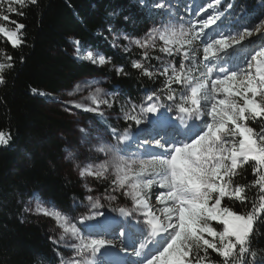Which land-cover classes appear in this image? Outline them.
Masks as SVG:
<instances>
[{
  "label": "snow or ice",
  "instance_id": "snow-or-ice-1",
  "mask_svg": "<svg viewBox=\"0 0 264 264\" xmlns=\"http://www.w3.org/2000/svg\"><path fill=\"white\" fill-rule=\"evenodd\" d=\"M218 4L219 0H211L202 6L196 13L199 19L191 21L187 29L182 22L170 21L151 28L142 39L130 41L142 50L131 67L149 79L162 77L163 88L147 94L139 112L132 106L124 113V119L140 125L142 114L157 113L164 107L163 96L171 102L166 111H171L172 106L176 109V120L167 117L171 131L161 135L155 128L141 129L146 135L140 145L143 153L129 154L127 131L120 133L112 127L110 135L116 143L100 142L95 147L105 159L98 164H86L79 172L81 177L98 180L111 177L110 200H116L117 193L131 198L130 209H118L130 219L115 227L125 229L121 236H126L129 228H139L143 242L135 255L143 256L140 264H264L255 260L256 253L249 246L257 224L264 223V45L259 50L246 51L242 43L253 35L264 37V19L237 34L207 32L220 19L218 13L209 12ZM28 5L37 6L38 0H0V38L13 50L26 44V26L12 17H23V9ZM154 7L162 9L165 4L158 2ZM231 7L229 4L228 8ZM108 30L112 31L111 26ZM70 39L77 59L96 67L111 63L110 57L99 52L89 50L83 54L81 41ZM196 41L202 45L200 57L193 46ZM157 48L168 58L181 59L177 64L165 63L161 56H153ZM124 50L129 49L126 46ZM238 51L246 52L245 66L235 63ZM153 60L161 61L163 66L153 70ZM15 64L13 55L6 49L0 50V84L6 83L5 69L12 70ZM115 73L127 75L123 66L115 67ZM95 84H77L75 92L92 89L86 97L88 102L66 101V111L79 109L103 119L104 109L112 108L115 100L108 99V93L94 87ZM32 92L43 95L35 88ZM72 95L68 92L69 97ZM158 120L159 117L149 119L148 123L155 125ZM10 139V134L0 131V145H8ZM68 158H74V153L70 151ZM248 170L253 177L250 182L234 183L236 177H243ZM250 189L258 190L254 200L249 199ZM87 199L92 209H99V199ZM153 199L156 206L151 203ZM228 201H239L247 211L233 210L226 206ZM36 211L54 218L63 229L58 239L50 237L53 245L63 244L74 253L67 259L60 256V264H97L93 259L96 254L113 243L92 238L91 233L83 235L60 211L42 206H37ZM99 217L104 214L95 211L80 216L79 223L89 229L104 228L109 218ZM212 254L220 259H213Z\"/></svg>",
  "mask_w": 264,
  "mask_h": 264
},
{
  "label": "trees",
  "instance_id": "trees-1",
  "mask_svg": "<svg viewBox=\"0 0 264 264\" xmlns=\"http://www.w3.org/2000/svg\"><path fill=\"white\" fill-rule=\"evenodd\" d=\"M154 5V0H38L37 6L23 9V17L13 15V19L26 26L23 30L26 44L13 50L0 38V50L6 49L16 59L12 70L5 69L6 83L0 84V131L11 136L8 145H0V264H60V256L65 258L63 249L53 245L48 233L21 220L18 196L35 189L70 208L85 202L86 194L76 180L56 172L45 158L33 156L34 163L27 160L23 150L25 135L45 126L43 101H52L53 95L71 88L83 77L103 78L118 103L127 104L130 109L135 106L138 111L147 94L163 88L162 77L149 79L131 67L142 51L112 47L111 33L140 37L164 21L163 11ZM218 8L221 26L238 32L264 18V0H222ZM70 38L81 41V50L96 49L110 57V66L96 67L74 57ZM161 55L173 64L180 60ZM151 63L153 70L162 67L160 61ZM114 66H123L127 75L117 76ZM33 88L43 95L33 93ZM161 103L166 109L171 104L163 96ZM171 113L175 115L176 109L171 108ZM93 118L109 135L112 127L120 133H133L137 129L134 123L102 119L98 115ZM252 126H256L254 122ZM252 179L248 170L243 177H236L234 183L247 184ZM110 185L111 180L101 182L99 188L102 192L109 191ZM248 195L254 200L258 190L250 189ZM226 206L240 213L247 211L239 201H228ZM215 227L222 230L219 225ZM249 246L256 253L255 260L264 261V223L257 224ZM212 258L220 259L215 254Z\"/></svg>",
  "mask_w": 264,
  "mask_h": 264
},
{
  "label": "rangeland",
  "instance_id": "rangeland-1",
  "mask_svg": "<svg viewBox=\"0 0 264 264\" xmlns=\"http://www.w3.org/2000/svg\"><path fill=\"white\" fill-rule=\"evenodd\" d=\"M221 1L222 0H219V4L221 3ZM158 2L165 4V7L161 9L164 13V21L153 26L152 28L160 27L162 24H167L171 21L172 23L182 22L183 27L187 29L191 27V21L199 19V17L196 15L199 9L207 3L211 2V0H154V4ZM219 4L216 5L213 9H210L209 12L218 13L220 19L216 22V24L211 25L210 29H206L205 31L215 33L217 32V30H219L223 31L226 34L239 33L238 31H234L231 28L221 26L222 14L218 8ZM262 31H264V29H262ZM145 35L146 34L140 37H134L122 32L111 33V37L113 38L114 43L117 44V48H120L122 51H125L124 49L126 46L129 49L128 51L138 49L137 46L134 43H130V41L135 39H142ZM125 36L129 37V39H124ZM263 40L264 37L253 35L242 43L246 51H253L259 50V47L263 45ZM249 41H252L253 43L249 44ZM193 46L197 49V57H200L202 54V45L199 41H196L194 42ZM138 50L142 51L141 49ZM87 51L88 50L86 49L81 50L83 54H86ZM91 51L99 52L100 54H102L99 50L96 49H91ZM156 53L161 56L163 62H169L165 57L161 55L162 53L158 52V48L157 50H154L152 54ZM74 57L76 56L74 55ZM178 58L181 59L180 57ZM246 58V52L238 51L235 63L240 66H245ZM160 63L162 62L160 61ZM109 66L110 63L105 65V67ZM92 81L96 82L94 87H100L105 93H108V99L115 100L112 108L104 109V118L112 119L117 122H128L135 124L134 121L124 119V113L126 111H130L131 109L127 106V104L117 102V100L107 87V81L100 77H83L76 81L71 88L61 91L58 95H53L52 101H43L42 109L46 116V124L43 127L32 129L25 135V147L23 149L26 153L25 157L27 160H30L31 163H34L36 160L35 158L34 160L32 159L33 156H36L37 159L40 157L45 158L48 165L52 167L56 172L68 178H72L76 180L78 184H80V186L84 190V193L86 194V200L83 203L77 204L75 207L67 208L57 204L55 201L47 197L39 190L28 189L18 196V204L21 213L20 217L23 222L34 224L48 233L51 238L58 239L63 234V229L56 223L54 218L45 216L37 212L36 208L37 206H42L43 208L52 211H60L63 215L67 216L72 223H75L77 227L81 229L83 235L88 236L89 233H91L92 238L111 240L114 243L118 244L116 245V247L119 250L122 244L121 241H123L120 240L119 236L120 233H122L121 228H124L115 227V234H113V230L108 234L105 231H109L112 226H115L119 223L118 221L120 219L114 217L121 215L118 211L119 208L124 207L130 209L132 207L131 198L122 196L117 193V199L110 200L108 197L109 194H111L112 189L105 192H102L100 190V183L111 180V177L108 179L98 180L94 177H81L79 175V172L84 165L89 163L98 164L105 159L103 154L95 151L96 145H98L100 142L114 144V141L111 139L108 132L102 128L101 124H99L93 118V115L96 114L83 112L79 109H73L70 113L69 111H66L64 106L65 102L70 100L85 103L88 102L86 100V97L90 95L92 89H86L81 92H75L74 89L77 84L83 85L84 82ZM68 92H73V95L69 97ZM177 95H179V89L177 91ZM171 108L173 111H175L174 106H172ZM166 110L167 109L163 107L158 110L156 115L152 113L142 114L143 123H141L140 125L135 124L137 126L136 132H127L130 137L131 143L129 154L137 153V151L143 153V148L140 147V145L145 141L146 135L144 132L140 131L141 129L147 128L148 130H152L155 128V130L159 131L161 135H163L165 131H171V129L163 128L164 126L162 125V119H167V117L170 116L169 111ZM137 112L139 111L137 110ZM157 117H159V120L155 125L148 123L149 119H155ZM80 129H84L85 132L82 133ZM177 138L179 139V137ZM70 151L74 153V158L72 159L68 158V153ZM89 188L91 189V191H88ZM88 196H92L94 200H100L99 209L91 208V202L87 199ZM151 203L156 206V202L154 199L151 201ZM95 211L102 212L104 214V217H108L112 222H108L104 228H95L94 231L93 229L85 228L79 223L80 216L88 215ZM104 217H99V219H104ZM126 218L127 217H125V219ZM91 223H94V221ZM103 229L105 231H103V234H101L100 231ZM130 229L133 231L131 235L132 241H128V239H125V243L130 242V248L135 252L132 254V259L129 260V264H140L143 257L138 259L135 253L140 250L139 245L141 242H143V238L141 237L140 231H137L135 228ZM117 231L118 233H116ZM105 234H107L108 236ZM65 239H68V237L66 236ZM60 247L63 249V253L66 259L70 258L74 254L71 249L66 248L63 244H61ZM103 255L104 259L100 261V264H108L107 260H110L112 258H110L107 254L103 253Z\"/></svg>",
  "mask_w": 264,
  "mask_h": 264
},
{
  "label": "bare ground",
  "instance_id": "bare-ground-1",
  "mask_svg": "<svg viewBox=\"0 0 264 264\" xmlns=\"http://www.w3.org/2000/svg\"><path fill=\"white\" fill-rule=\"evenodd\" d=\"M152 114L156 115L157 113H152ZM169 114H170L169 117H171V115H172L171 111H169ZM171 118L174 119V120H176V114L175 115H172ZM162 121H163L162 125L164 126L163 128H168L169 129V127H168V120L166 118H163ZM114 217L115 218H119L120 219L119 221H121V220H123L125 218L122 215H120V216H114ZM108 222L110 223L112 221H110V219H109ZM135 223H136V221H133V224H135ZM113 228H115V226H112V228L109 231H105L103 229V230L100 231V233L103 234V231H105L108 234L110 231L113 230ZM135 229L137 231H140L139 228H135ZM93 231H94V229H93ZM107 234H105V235H107ZM119 238H120V240H123V241H121L122 244L120 246V249L118 250V248L116 247V245H118V244L117 243H114V242L112 243V245H106L105 248H102L100 250V252L96 255V258H93V259H96L97 260V264H100V261L102 259H104L103 258L104 257L103 253L109 255V257L112 258L110 260H107L108 261V264H127L126 262L129 263V257L131 255L129 257L124 256L123 255L124 252L122 250L128 249V247H130V245H131L130 242L125 243L126 242L125 239H128V241H132L131 234L126 233V236H121L120 235ZM141 257H143V256H141ZM115 260H116V262H115ZM104 264H106V263H104Z\"/></svg>",
  "mask_w": 264,
  "mask_h": 264
}]
</instances>
